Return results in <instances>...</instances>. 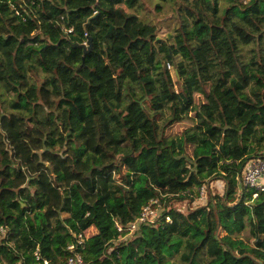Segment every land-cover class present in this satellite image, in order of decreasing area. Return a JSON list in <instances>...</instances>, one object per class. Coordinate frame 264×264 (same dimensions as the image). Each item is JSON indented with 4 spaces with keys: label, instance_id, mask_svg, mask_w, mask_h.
I'll list each match as a JSON object with an SVG mask.
<instances>
[{
    "label": "trees",
    "instance_id": "1",
    "mask_svg": "<svg viewBox=\"0 0 264 264\" xmlns=\"http://www.w3.org/2000/svg\"><path fill=\"white\" fill-rule=\"evenodd\" d=\"M259 158L264 0H0L6 264H264V192L237 191Z\"/></svg>",
    "mask_w": 264,
    "mask_h": 264
},
{
    "label": "built area",
    "instance_id": "2",
    "mask_svg": "<svg viewBox=\"0 0 264 264\" xmlns=\"http://www.w3.org/2000/svg\"><path fill=\"white\" fill-rule=\"evenodd\" d=\"M63 21V18L61 19ZM70 33L72 30L69 31ZM85 47H87V42L84 43ZM240 187L238 189V192L240 191L249 193L253 192L252 197L257 198L259 193L264 192V158L259 159H253L249 162H247L242 179L239 181ZM207 197V186H203L199 189V202H204ZM160 208V204L158 201L151 202L149 205H147L141 212L140 216L136 221L127 227L129 230V233H133L136 231L137 227L141 224H150L154 223L156 219L158 218V209ZM167 221L170 222V219L167 218ZM117 228L119 231H122V228L117 225ZM0 233H3V230H0ZM78 246L79 248H84V242L82 240V237L80 236V239L78 240ZM69 251H72L73 254L70 256L65 264H86L84 262L83 256L81 253L78 252L77 247L75 245H71L68 247ZM36 260L38 262H41V264H51L47 259H43L39 252L37 251L35 253ZM0 264H6L4 261L0 260Z\"/></svg>",
    "mask_w": 264,
    "mask_h": 264
},
{
    "label": "rangeland",
    "instance_id": "3",
    "mask_svg": "<svg viewBox=\"0 0 264 264\" xmlns=\"http://www.w3.org/2000/svg\"><path fill=\"white\" fill-rule=\"evenodd\" d=\"M151 8L153 9V7H150V9ZM143 16H145V15H143ZM144 18H146L148 20H152V21L154 20L155 22H158V21L162 22L161 24L163 27H162V31L159 34L160 38H164L165 36L169 35L174 29V20L170 19V17L168 16V13H166V12H163V13H161V15H158L152 10V12L149 15L145 16ZM168 69L173 73V67L168 66ZM7 99L9 100L10 98L7 97ZM71 100L73 103H75L76 107L80 106L78 97L72 98ZM6 106H8V105H6ZM212 188L211 189L214 193L216 192V193L222 194L224 192L223 181L220 180V181L214 182L212 184ZM207 189H208V186H207ZM203 204H205V202L199 203L197 200L196 205L202 206ZM176 207L183 212H186V210H187V204L186 203L176 204ZM193 207H195V206H193ZM131 234L132 233H130L129 235H131Z\"/></svg>",
    "mask_w": 264,
    "mask_h": 264
},
{
    "label": "water",
    "instance_id": "4",
    "mask_svg": "<svg viewBox=\"0 0 264 264\" xmlns=\"http://www.w3.org/2000/svg\"><path fill=\"white\" fill-rule=\"evenodd\" d=\"M91 20H89L87 22V24L85 25V27L90 23ZM92 45H93V42H92V39H90L88 42H87V47L85 46H82V49H83V53H84V57H86L91 51H92Z\"/></svg>",
    "mask_w": 264,
    "mask_h": 264
}]
</instances>
